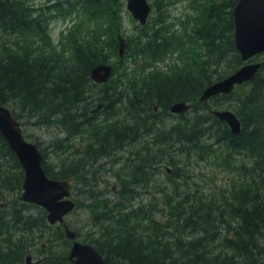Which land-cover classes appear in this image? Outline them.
Masks as SVG:
<instances>
[{
	"label": "trees",
	"instance_id": "1",
	"mask_svg": "<svg viewBox=\"0 0 264 264\" xmlns=\"http://www.w3.org/2000/svg\"><path fill=\"white\" fill-rule=\"evenodd\" d=\"M29 1L0 0V104L25 124L33 120L62 132L51 141L57 168L39 149L41 165L47 177L69 179L74 191L87 194L88 214L99 230L98 237L82 242L94 246L108 264H264V53L251 81L227 95L198 99L206 87L243 64L233 35L231 12L237 0H201V22L185 35L168 14L148 15L126 40L122 58L117 56L119 19L111 8L117 0H51L44 8L52 12L96 7L104 27L113 28L101 41L67 39L66 51L72 54L67 60L39 49L40 17L46 12ZM108 52L117 57L113 79L91 95L90 71L106 62ZM176 101L189 108L166 128L162 118ZM93 103L102 115L89 113ZM224 106L239 118V133L210 113ZM120 115L124 121L117 123ZM143 131L150 132V142L138 137ZM79 136L77 148L71 147ZM127 140H139L140 148L133 160L123 161L128 172L117 174L116 184L102 196L90 182L92 165L114 155ZM2 158L9 159V166ZM192 160L205 161L210 169L211 163L231 176L222 182L209 176L213 184L200 183L207 174L192 173V181L185 180L195 170ZM161 166L165 180L142 199L138 190L147 185L152 169ZM22 178L0 135V186L15 198ZM6 203L0 209V264H23L26 250L39 245L43 256L38 264H71L65 259L68 249L56 250L60 243L54 244L63 245L62 224L48 225L44 213L25 215L26 206L17 200ZM5 208L10 209L7 215ZM17 232L18 239L11 241Z\"/></svg>",
	"mask_w": 264,
	"mask_h": 264
},
{
	"label": "rangeland",
	"instance_id": "2",
	"mask_svg": "<svg viewBox=\"0 0 264 264\" xmlns=\"http://www.w3.org/2000/svg\"><path fill=\"white\" fill-rule=\"evenodd\" d=\"M52 1H56V0H52ZM52 1L30 0L28 2V4L33 3L31 5L32 7H36V8L41 7L43 12H46L44 17L43 16L40 17L41 27L43 31L41 33L42 39L39 41V45H40L39 49L42 52L52 53L53 55L64 57V59L67 60L70 57V55H72L70 51H66V49L70 46V43L67 42V39L70 41L72 39H75V40H79L80 42H83L85 39H88L89 37H93L94 39L101 41L102 38L105 37V39H108L112 35L113 28H106V26L104 27L105 24H103V22L99 20L100 13L97 11L96 7H87V12H83L84 9L82 8V5H76L74 7H67L52 12L50 9L44 8L45 3L50 4ZM200 1L201 0H147V2L150 4V11H151L149 16H155L156 13H160L162 15L168 14L170 17L169 19L173 23V27H179L181 31H183L182 34L185 35L189 31H191L192 26L194 27L201 22L200 21L201 16L199 14L200 6H201ZM111 8L115 16H117L119 19L118 34H120L124 38L126 44V40L132 37L137 32L136 26L138 23L134 19H132L130 13L126 10L125 0H117V2H112ZM37 12L38 10H35L34 14H36ZM68 26H71L70 32L68 31L64 32V30ZM6 37H8V35H6ZM0 38L3 39V34L1 32H0ZM60 50H62V52H60ZM116 59L117 57L115 55H111V53L108 52V56L104 64H110L111 66H114L116 64ZM164 59L168 61L167 57H165ZM261 61H262V56L258 55L254 57L250 62H261ZM161 64L162 63H159V65ZM110 78L113 79V75H111ZM91 83L94 84L92 81ZM91 88L92 89L89 93L92 95L97 91L98 86H95L94 84V87ZM95 107L96 106H94L93 103L92 106L89 108V110L92 111L93 113ZM224 108L233 110L232 108H229L227 106H224ZM95 115H102V111L99 110L95 112ZM172 115L174 114H170L162 118L161 124L164 127L168 128L169 125L179 120L177 116H172ZM123 121H124V116L123 115L118 116L117 123H121ZM18 122L20 124L21 132L23 136L27 140L33 141L38 144L39 149H41L45 154L44 160H46L47 163H52L53 165H55V167L53 168L55 170L57 168V158L54 156L52 150H56V148L51 146V141L55 138V136L58 137L63 136L60 129H58L56 126L54 127L37 126L33 123V120L29 122L31 123V125L25 124L24 119L21 118H18ZM150 137L151 136H147L146 132L142 133V138H143L142 141L150 142L151 141ZM79 142H80V136L78 137V140L76 142L72 141L71 147L77 148ZM139 148H140L139 141L135 144H132L130 140H127L125 141L124 145L121 148L116 150L114 155L110 154L109 156L100 159L98 162H95L92 165L91 170L93 171V175L90 180L91 184L95 186L93 190L97 193H100V195L103 196L104 195L103 191L105 190L108 191V189L113 184H116L115 176L117 174L121 175L125 172H128L123 169V161L127 157L130 160H133L134 157L132 156V154L135 153ZM2 159L3 160L1 162L4 165L9 166V159L8 158H2ZM120 159H121V163H119ZM192 165L195 166V170H192V172L189 173L190 177L185 178V180L190 181L191 180L190 178L192 177V173L195 176L207 174V176L200 177V178H204V180L201 181L200 183L213 184V181L208 179L209 176H212L216 182H222L223 180L228 179L227 177L231 176V174H228L221 169L219 170L214 169L211 163H210L211 166L210 169V167L206 164L205 161L196 162V160H192ZM215 172L216 175H211ZM151 174L152 176L150 177V180L147 183V185L144 186V189L138 190L139 193H141L140 196L142 199L147 198L150 195L149 193L157 189L158 183L165 180L164 169L162 166L161 168H157V169L153 168ZM186 174L187 173H185L184 175ZM87 181H85L86 184ZM181 185L182 187H184L183 183H181ZM8 191H12V190H9L8 188H2L0 186V192H4L3 201L0 202H13L14 200L19 201L17 195L14 198L13 196L14 194ZM156 192H154V195L159 196V193ZM106 194L108 195L107 192ZM86 195L87 194L81 193V191L78 192L74 191L71 186L69 198L74 201L75 208L63 219L64 224H66L73 231L78 233L77 239L79 241H82L83 239H87L90 237L92 238L98 237V233H97V231L99 230L98 226L97 227L92 226V219L91 216L89 217L88 214L90 209L87 207ZM20 203L26 206V210L24 211L25 215L28 214L29 216L33 217L42 213L45 214V211L39 206L30 203H23V202ZM3 211L7 215L10 209L5 208ZM17 226L19 227V225ZM32 231H33L32 233V237H33L35 236L36 229H33ZM32 231L26 230L25 232L30 233ZM18 237H19V233L17 232L12 237L11 241H16ZM30 238L31 235L27 237L29 241ZM63 240L65 241V242L63 241V245L61 241H57V240L55 241L54 244L60 243V246L56 250L65 251L68 249L70 243L66 241L64 238ZM2 243L3 241L0 240V244ZM40 248L41 246L39 245L36 248V250L31 251V246L29 247V251L32 253V256L35 260L36 258L43 256L42 252H40Z\"/></svg>",
	"mask_w": 264,
	"mask_h": 264
},
{
	"label": "water",
	"instance_id": "3",
	"mask_svg": "<svg viewBox=\"0 0 264 264\" xmlns=\"http://www.w3.org/2000/svg\"><path fill=\"white\" fill-rule=\"evenodd\" d=\"M125 8L139 25H144L150 12L147 0H125ZM234 27V44L243 64L220 81H214L199 95V101L228 94L237 86L249 82L260 68L261 62H250L256 55L264 53V0H237L232 10ZM125 40L117 36V56L122 58ZM91 70V77L98 84L106 83L112 72L109 64H96ZM99 107V106H98ZM156 107H153L155 110ZM187 109L185 103L179 102L170 106V111L182 113ZM210 113L225 122L230 131L237 134L241 123L231 110H211ZM0 135L14 154L22 172L21 191L18 200L41 207L45 211L48 225L64 223V217L74 208V201L69 198L71 182L68 179H53L46 176L42 168V154L35 142L27 140L17 118L10 109L0 104ZM169 172L167 166H163ZM6 203L0 202V209ZM63 237L69 241L65 259L71 264H108L103 256L89 243L76 238L75 231L64 227ZM41 260H32V254L26 250L24 264H38ZM15 264V263H11Z\"/></svg>",
	"mask_w": 264,
	"mask_h": 264
},
{
	"label": "bare ground",
	"instance_id": "4",
	"mask_svg": "<svg viewBox=\"0 0 264 264\" xmlns=\"http://www.w3.org/2000/svg\"><path fill=\"white\" fill-rule=\"evenodd\" d=\"M149 13H150V12H149ZM233 35H234V33H233ZM123 52H124V50H123ZM122 55H123V53H122ZM103 63H104V62H103ZM109 65H110V64H109ZM96 66H98V65H95L94 67H96ZM110 66H111V65H110ZM94 67H93V68H94ZM93 68H92V69H93ZM111 68H112V66H111ZM92 69H91V70H92ZM91 78H92V77H91V71H90V79H91ZM92 79H93V78H92ZM92 79H91V81L94 82V81H93L94 79H93V80H92ZM218 81H219V80H218ZM94 83H96V82H94ZM215 83H216V82H215ZM97 84H98V83H97ZM211 85H212V84H211ZM206 88H207V87H206ZM206 88H205V89H206ZM205 89H204V90H205ZM203 92H204V91H203ZM203 92H202V93H203ZM228 94H229V93H228ZM219 95H227V94H219ZM215 96H216V95H215ZM212 97H214V96H212ZM210 98H211V97H210ZM210 98H208L207 100H209ZM207 100H205V101H207ZM202 102H204V101H202ZM176 103H179V102L176 101V102L173 103V104H176ZM182 103H183V102H182ZM173 104H172V105H173ZM185 104H186L187 106H189L188 103H185ZM211 110H225V109H211ZM211 110H210V111H211ZM226 110H231V109H226ZM169 111H170V108H169ZM231 111H232V110H231ZM232 112L234 113V111H232ZM170 113H171V114H173V113H174V114H177V113L172 112V111H170ZM234 114H235V113H234ZM163 115H168V114L166 113V114H163ZM163 115H161V116H163ZM235 115H236V114H235ZM172 116H174V115H172ZM236 116H237V115H236ZM215 118H216V117H215ZM237 118H238V117H237ZM217 119H218V118H217ZM238 119H239V118H238ZM218 120H219V119H218ZM219 121H220V120H219ZM239 121H240V120H239ZM221 122H223V121H221ZM227 126H228V125H227ZM228 128H229V127H228ZM233 134H234V133H233ZM112 160H113V159H112ZM68 180H69V179H68ZM70 182H71V181H70ZM149 194H150V193H149ZM58 225H61V224H58ZM62 225H63V230H64V227H67V228H68V226H67L66 224L62 223ZM76 238H77V236H76ZM77 240H78V239H77ZM81 242H82V241H81ZM93 247H94V246H93ZM94 248H95V247H94ZM95 249H96V248H95ZM36 260H39V259H36ZM9 264H11V263H9ZM15 264H18V263H15Z\"/></svg>",
	"mask_w": 264,
	"mask_h": 264
},
{
	"label": "flooded vegetation",
	"instance_id": "5",
	"mask_svg": "<svg viewBox=\"0 0 264 264\" xmlns=\"http://www.w3.org/2000/svg\"><path fill=\"white\" fill-rule=\"evenodd\" d=\"M93 83H94V82H93ZM94 84H95V86L102 85V84H97V83H94ZM103 84H104V83H103ZM170 106H171V105H170ZM170 106H169V108H170ZM154 107H156V106H154ZM97 108H100V107H97ZM97 108L94 109L93 113L95 112V110L97 111ZM169 108H167V113H168V112L170 113ZM188 108H189V106H187V109H186L185 111H187ZM153 110H154V109H153ZM156 110H157V107L155 108L154 111H156ZM185 111H184V112H185ZM184 112H182V113H184ZM89 113L92 114V111H90ZM182 113H177V114H174V113H173V114H174V116H175V115H179V114H182ZM170 114H171V113H170ZM160 116H161V115H157L155 118L158 119V118H160ZM144 132H146L147 134L150 133V132H148V131H143L142 133H144ZM138 137H141V138H142V134H140ZM142 139H143V138H142ZM138 141H139V140H138ZM139 142H140V141H139ZM102 159H103V158H102ZM163 166H166V165H163ZM20 191H21V190H20ZM19 194H20V193H19ZM19 194H18V195H19ZM18 195H17V197H18ZM0 201H1V200H0ZM4 203H6V202H4ZM6 205H7V203H6ZM36 259H37V258H36ZM34 260H35V259H34ZM23 264H24V262H23Z\"/></svg>",
	"mask_w": 264,
	"mask_h": 264
}]
</instances>
